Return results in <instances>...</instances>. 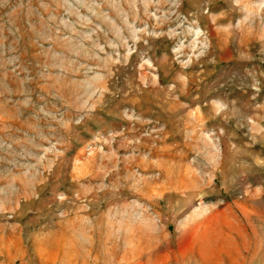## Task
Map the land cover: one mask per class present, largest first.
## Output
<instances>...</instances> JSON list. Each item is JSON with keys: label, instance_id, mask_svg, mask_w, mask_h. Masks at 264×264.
Here are the masks:
<instances>
[{"label": "rangeland", "instance_id": "obj_1", "mask_svg": "<svg viewBox=\"0 0 264 264\" xmlns=\"http://www.w3.org/2000/svg\"><path fill=\"white\" fill-rule=\"evenodd\" d=\"M183 252L264 264V0H0V264Z\"/></svg>", "mask_w": 264, "mask_h": 264}, {"label": "crops", "instance_id": "obj_2", "mask_svg": "<svg viewBox=\"0 0 264 264\" xmlns=\"http://www.w3.org/2000/svg\"><path fill=\"white\" fill-rule=\"evenodd\" d=\"M182 254L183 255L181 257L174 256L173 258H171L170 256H167V263L171 264L170 262H174V264L176 263L177 264L179 263L180 264H243V263H240L239 259L224 260V259H221L220 257L217 260L215 259V261L207 262L206 258L202 256L201 254L196 257H193L192 259L185 260L184 252ZM249 264H253V263H249Z\"/></svg>", "mask_w": 264, "mask_h": 264}]
</instances>
